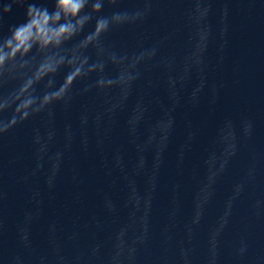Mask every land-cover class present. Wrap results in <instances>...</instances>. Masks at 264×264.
<instances>
[{
    "label": "clouds",
    "instance_id": "clouds-1",
    "mask_svg": "<svg viewBox=\"0 0 264 264\" xmlns=\"http://www.w3.org/2000/svg\"><path fill=\"white\" fill-rule=\"evenodd\" d=\"M104 3L105 0H51L49 8L47 3L36 0H11L3 5L5 14L11 11L12 4L26 7L22 22L10 25L7 35L2 34L4 16L0 15V88L14 85L0 92V135L63 101L78 80L103 72V64H89L87 50L94 48L101 53V38L112 27L143 16L140 11L101 16ZM107 3L114 5L117 0ZM90 24L92 29L86 33ZM72 41L77 42L69 46ZM65 69L63 80L57 84V75ZM102 83L103 79L98 80L97 87ZM40 85L42 92L37 91Z\"/></svg>",
    "mask_w": 264,
    "mask_h": 264
}]
</instances>
